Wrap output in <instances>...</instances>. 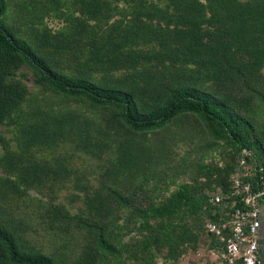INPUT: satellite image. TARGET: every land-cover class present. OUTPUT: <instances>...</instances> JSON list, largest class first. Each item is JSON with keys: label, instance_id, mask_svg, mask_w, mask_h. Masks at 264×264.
Segmentation results:
<instances>
[{"label": "trees", "instance_id": "obj_1", "mask_svg": "<svg viewBox=\"0 0 264 264\" xmlns=\"http://www.w3.org/2000/svg\"><path fill=\"white\" fill-rule=\"evenodd\" d=\"M159 1L0 0L3 194L17 198L24 189L41 192L48 183L68 181L76 174L73 162L78 158L73 152L60 155L65 147L83 148L85 153L90 148L110 149V142L96 137L105 128L86 109L105 112L106 121L132 134L192 115L211 140L220 141L232 154L242 151L238 160L264 161V154L257 152L259 140L250 135L252 123L231 90L238 86L264 108V93L256 91L264 63V0ZM46 16L61 24L51 30L43 23ZM11 17H16L15 23ZM21 67L38 91H28L15 75ZM4 131L9 132L8 139ZM116 148L125 154L127 165L121 169L125 172L133 163L130 148ZM238 160L223 163V175L217 167L199 166L202 176L215 174L203 182V189L180 183L160 201L135 208V230L147 232L139 242L144 256L138 264H172L184 249L194 248L201 235L218 251L204 223L219 221V212L212 210L233 198L230 179ZM216 192L223 196L218 204H210L208 198ZM112 195L117 204L126 202L117 193ZM85 196L80 198L83 205L90 203ZM72 216L75 226L93 237V250L83 251L79 264H124L133 257L122 256L124 247L109 241L111 217L97 224ZM160 247L161 262L154 255ZM0 264L55 261L22 243L0 221Z\"/></svg>", "mask_w": 264, "mask_h": 264}, {"label": "rangeland", "instance_id": "obj_2", "mask_svg": "<svg viewBox=\"0 0 264 264\" xmlns=\"http://www.w3.org/2000/svg\"><path fill=\"white\" fill-rule=\"evenodd\" d=\"M149 1L160 4L159 0ZM15 19L16 17H11L10 21L15 23ZM43 23L53 30L61 21L46 16ZM19 71L20 74L15 75H20L24 87L28 91H38L30 84L28 72L23 67ZM259 74L261 82L257 84L256 91L264 93V63ZM113 75L110 74L112 77ZM231 90L235 94L233 100L239 101L238 106L242 107L243 115L252 123L253 132L250 135H255L259 140L257 152L262 155L263 105L256 97L251 98L244 90H239L238 86H233ZM86 111L91 119L105 128L103 135L97 134L96 137L105 144L110 142L109 150L103 151V147L98 150L90 148V153H85L83 148L72 149L70 145L60 152V155L62 152L64 155L73 152L78 158L73 162L76 174L70 175L68 181L48 183L46 190L41 192L24 189L17 198H9L0 191V221L9 225L22 243L52 256L55 264H79L80 254L93 250L92 235L85 229H78L73 223L72 215H79L83 220L90 218L97 224L110 220L111 217L107 228L109 241L124 247L122 256L133 255L125 259L124 264H138V259L144 256L139 242L146 237L147 232L135 230V208L160 201L180 183L202 186L203 189V182L215 174L202 176L198 171L199 166L211 165L214 169L217 167L220 174H224L223 163L229 161L236 164L243 154L242 151L232 154L223 143L211 140L201 122L192 115H179L159 129L132 134L106 121L108 115L105 112ZM9 135V132H3L5 139ZM9 143L11 144L10 140ZM117 146L130 148L133 163L124 169L125 172H121L127 165L125 154L119 152ZM113 192L125 199L122 206L117 204ZM83 193H86L85 197H88L90 203L83 205L80 201ZM199 193L194 191L196 197ZM55 211L57 214L51 217ZM114 216H118L116 220ZM150 222L153 224V221ZM162 252V247L154 250L155 261L161 262Z\"/></svg>", "mask_w": 264, "mask_h": 264}, {"label": "built area", "instance_id": "obj_3", "mask_svg": "<svg viewBox=\"0 0 264 264\" xmlns=\"http://www.w3.org/2000/svg\"><path fill=\"white\" fill-rule=\"evenodd\" d=\"M252 160V163L238 160L236 172L230 179L233 198L226 203L227 206L212 210L213 214L219 212V221L204 223L205 230L218 243L216 258L221 264L257 263L259 204L264 199V161ZM222 196L213 193L208 202L218 204Z\"/></svg>", "mask_w": 264, "mask_h": 264}, {"label": "crops", "instance_id": "obj_4", "mask_svg": "<svg viewBox=\"0 0 264 264\" xmlns=\"http://www.w3.org/2000/svg\"><path fill=\"white\" fill-rule=\"evenodd\" d=\"M258 218L256 264H264V199L259 204ZM210 241L206 235L199 236L195 247L184 249L172 264H221Z\"/></svg>", "mask_w": 264, "mask_h": 264}]
</instances>
